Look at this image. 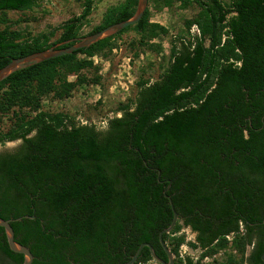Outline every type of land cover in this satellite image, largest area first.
I'll list each match as a JSON object with an SVG mask.
<instances>
[{"label": "trees", "instance_id": "trees-1", "mask_svg": "<svg viewBox=\"0 0 264 264\" xmlns=\"http://www.w3.org/2000/svg\"><path fill=\"white\" fill-rule=\"evenodd\" d=\"M41 2L0 0V67L125 20L137 0L107 6L83 33L95 0L80 1L78 13L44 31L13 28L25 19L11 20L8 11ZM148 3L195 8L182 20L183 33L169 38L166 55L154 40L167 30L150 20L146 5L115 34L0 81V143L19 141L0 152V218L20 217L9 224L31 252L30 264H119L141 242L165 261L157 234L171 219L168 182L177 220L162 240L172 264H264V0ZM126 32L133 33L131 62L145 52L159 61L145 62L102 126L43 107L78 86L102 87L93 57L108 58ZM184 226L195 233L186 243L200 250L196 259L179 253ZM220 250L221 260L201 262ZM21 260L0 227V264ZM131 264L160 263L142 247Z\"/></svg>", "mask_w": 264, "mask_h": 264}, {"label": "rangeland", "instance_id": "rangeland-1", "mask_svg": "<svg viewBox=\"0 0 264 264\" xmlns=\"http://www.w3.org/2000/svg\"><path fill=\"white\" fill-rule=\"evenodd\" d=\"M80 1L82 0H42L41 5L32 11H8L7 16L11 20L25 19L24 22H19L13 28L35 34L61 23L71 14L78 13ZM120 1L122 0H95L93 10L88 17L89 24L84 26L81 32H86L90 26L96 24L107 6ZM177 5V3H174L171 9L166 10L154 3L147 4L150 11V20L158 22L167 30L166 35H159L154 40L161 44V54L163 55L168 52L169 38L174 34L183 33L182 20L190 17L195 11L194 7L182 9L178 8ZM192 30H194L193 27ZM132 36V32L121 34L115 43L117 47L111 51L108 58L93 57V61L99 65L102 87L94 84L78 86L67 98L60 100L46 98L43 101V107L74 114L76 119L82 123L91 122L97 126H102L105 118L114 114L113 109L117 102L129 95V87L136 73L140 71L145 62L152 60L157 64L159 61V57L154 53L145 52L140 53L139 57L131 62L128 59L131 51L127 48V42ZM155 74L156 70L147 73L150 79H153ZM69 78L72 79V77ZM116 115H119V113H116ZM18 142V140H15L0 143V152L14 148ZM177 233L184 236V242L179 246V253L198 258L201 253L200 250L191 248L186 243L192 240V235L188 230L181 227ZM224 254L225 252L221 250L217 251L216 254L205 257L203 262L208 263L211 257L221 260Z\"/></svg>", "mask_w": 264, "mask_h": 264}, {"label": "water", "instance_id": "water-1", "mask_svg": "<svg viewBox=\"0 0 264 264\" xmlns=\"http://www.w3.org/2000/svg\"><path fill=\"white\" fill-rule=\"evenodd\" d=\"M146 5H147V0H137L135 10L129 18L115 22V23H112V24H109V25H107V26H105V27L93 32V33L86 34V35L81 36V37H77V38L67 40L66 42L72 41V43L68 46L57 48L56 47L57 44H56V45L51 46L49 48H46L44 50L31 52V53L26 54L24 56H20L17 58L10 59L5 65L0 67V81L17 69L24 68V67L29 66L31 64L38 63V62H41L43 60H46V59H49L52 57L61 56L64 54H70L71 52H73L77 49L88 47L89 45L95 43L98 40H101L103 38H106L108 36L115 34L119 30H121L122 28L136 23L140 19V17L142 16L143 11L146 8ZM158 175H159V171H157V177H158ZM168 186H169V182H168L166 188L163 190V195L167 199L168 204L170 206L171 219H170L169 223L167 224V226L162 228L157 234L158 242H159L162 250L164 251V253L166 255L167 261L165 262L162 259H160L154 253V251H153V249L149 243L141 242L137 246V248L135 249L134 253L129 257V259L122 262V263H119V264H131L132 262H134V260L138 256L139 251L141 250L142 247H146L148 249V252H149L151 258L154 261H156L160 264H171L172 263V256H171L170 252L168 251L166 245L164 244V242L162 240V235L165 233H168L172 229V227L174 226V224L177 220V213L173 209L170 197L168 195H166V189ZM23 217L33 218L32 215H23ZM19 218L20 217L7 218V219L0 218V227H2V229H3V233H4V237H5V241H6L8 249L12 252H15V253L22 255L21 264H30L32 261L31 252L29 251L28 247L20 244L19 242H17L14 239L13 230L9 224L10 221L18 220Z\"/></svg>", "mask_w": 264, "mask_h": 264}, {"label": "flooded vegetation", "instance_id": "flooded-vegetation-1", "mask_svg": "<svg viewBox=\"0 0 264 264\" xmlns=\"http://www.w3.org/2000/svg\"><path fill=\"white\" fill-rule=\"evenodd\" d=\"M263 223H264V220H263ZM183 228H185V229H187L188 230V232L192 235V239H194V236H195V233L193 232V231H191L190 229H189V227L188 226H184ZM230 235H231V233H229L228 235H227V237L229 238L230 237ZM167 247V246H166ZM168 249V248H167ZM198 249V248H197ZM199 250V249H198ZM163 251V250H162ZM169 251V250H168ZM164 252V251H163ZM250 252H251V246H249V245H245V250H244V257H245V259L247 260V258L249 257V255H250ZM171 254V253H170ZM264 252H262V254L260 255V259L262 260V262L264 263ZM164 256L166 257V255H165V253H164ZM172 256V255H171ZM159 257V256H158ZM160 258V257H159ZM173 258H174V256H172V263H173ZM160 259H162V258H160ZM193 259H196V258H193ZM205 259V257L201 260V262H203V260ZM163 260V259H162ZM164 261V260H163ZM167 261V258H166V260H165V262ZM156 262V261H155ZM246 262V261H245ZM158 263V262H157ZM171 263V264H172Z\"/></svg>", "mask_w": 264, "mask_h": 264}]
</instances>
